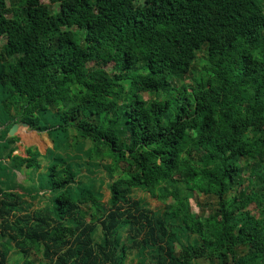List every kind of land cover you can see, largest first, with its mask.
<instances>
[{
    "label": "trees",
    "instance_id": "1",
    "mask_svg": "<svg viewBox=\"0 0 264 264\" xmlns=\"http://www.w3.org/2000/svg\"><path fill=\"white\" fill-rule=\"evenodd\" d=\"M18 121L52 147L15 153ZM11 245L20 264H264V0H0V264Z\"/></svg>",
    "mask_w": 264,
    "mask_h": 264
},
{
    "label": "rangeland",
    "instance_id": "2",
    "mask_svg": "<svg viewBox=\"0 0 264 264\" xmlns=\"http://www.w3.org/2000/svg\"><path fill=\"white\" fill-rule=\"evenodd\" d=\"M44 3H50V0H42ZM112 63H110L107 67V69H111L112 68ZM197 66H199L198 68H200V63H197ZM146 98L149 97L148 93L144 94ZM13 114L16 113L15 110L12 111ZM19 122V121H18ZM25 130L27 132H25L24 134H22V131ZM17 136L20 138V140L17 142V146L18 149L15 153L26 156V148L29 146H35L37 147L42 153H46L47 149L52 147L53 145V141L49 135V133L47 131H43V132H39L37 130H31V128H20L18 130V134ZM42 160V159H41ZM44 164L46 165L45 161H43ZM84 172H86L85 169H83ZM100 175L104 176L106 179L105 182L103 183H99V185L102 187L101 190L104 193V201H107L110 197V191L108 189V184L107 181L110 180V178L107 176V174L104 171H100ZM30 174L27 172V169L24 168L23 171L18 172L17 174V180L19 182H22L26 185L31 183V178H30ZM101 181V180H100ZM98 181V182H100ZM135 194H133V196L135 198L139 197V198H143L144 200L147 201L148 205L150 208L157 210V209H162L163 204L158 201L156 198L152 197L150 195V193L145 192V191H140V190H136L134 192ZM24 197V196H23ZM23 199H26L25 197ZM28 201H30L29 203L32 205L33 208L36 207H43L44 204L41 200H37L36 198H27ZM191 205H192V210L194 211V213L198 214V213H205L208 214V212L211 211V208L216 207L217 205V199L216 198H209L203 194L200 193H195V196L192 197L190 199ZM42 203V204H41ZM251 210L254 209V205H251L249 207ZM13 250L10 252L9 254V259L7 261V264H20V255L17 252L16 248L11 245V247ZM17 259H19V261L17 262ZM33 259H40L39 256H37L36 254H33Z\"/></svg>",
    "mask_w": 264,
    "mask_h": 264
},
{
    "label": "water",
    "instance_id": "3",
    "mask_svg": "<svg viewBox=\"0 0 264 264\" xmlns=\"http://www.w3.org/2000/svg\"><path fill=\"white\" fill-rule=\"evenodd\" d=\"M23 127L30 128V127H29V124H28L27 122H17V123H15V124L11 127V129L9 130V132H8V136H10V137H12V136H17V134H18V130H19L20 128H23ZM31 130H33V129H31ZM34 131H35V130H34Z\"/></svg>",
    "mask_w": 264,
    "mask_h": 264
},
{
    "label": "bare ground",
    "instance_id": "4",
    "mask_svg": "<svg viewBox=\"0 0 264 264\" xmlns=\"http://www.w3.org/2000/svg\"><path fill=\"white\" fill-rule=\"evenodd\" d=\"M25 132H27V131L23 130V131H22V134L25 133Z\"/></svg>",
    "mask_w": 264,
    "mask_h": 264
}]
</instances>
